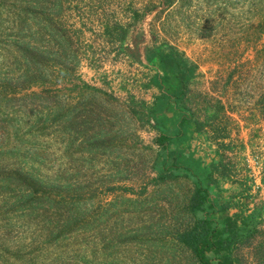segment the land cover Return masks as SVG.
<instances>
[{
    "label": "rangeland",
    "instance_id": "374dc122",
    "mask_svg": "<svg viewBox=\"0 0 264 264\" xmlns=\"http://www.w3.org/2000/svg\"><path fill=\"white\" fill-rule=\"evenodd\" d=\"M64 10L82 59L57 65L56 87L72 109L79 81L101 89L91 98L84 88L87 110L102 112L84 131L100 147L80 154L72 141L65 156L58 129L57 140L40 142L39 172L73 184L88 207L80 215L98 214L87 263L195 264L167 240L195 213L220 223L258 210L259 232L237 256L264 264V13L248 0H67ZM146 47L160 52L155 61ZM20 227L0 236L16 253L26 240Z\"/></svg>",
    "mask_w": 264,
    "mask_h": 264
},
{
    "label": "trees",
    "instance_id": "16d2710c",
    "mask_svg": "<svg viewBox=\"0 0 264 264\" xmlns=\"http://www.w3.org/2000/svg\"><path fill=\"white\" fill-rule=\"evenodd\" d=\"M65 1L0 0V236L8 238L19 233L13 231L18 225L26 232L18 253L0 241V264H88L87 233L100 234L94 227L98 214L94 218L80 215L88 207L72 193L73 184L57 186L51 175L39 172L45 155L40 151V142L48 137L57 140L58 129L65 156L72 141L80 154L100 147L93 142L96 146H91L84 131L88 123L97 126L102 118L101 111L87 110L84 88L90 90L91 98H97L101 89L79 81L76 96L80 101L72 109L69 96L60 94L56 87L57 65L72 69L82 59L80 46L75 45L74 36L64 26ZM162 1L169 6L175 0ZM248 4L251 11L264 13V0H248ZM119 30L125 33L123 26ZM125 43L128 50L130 46ZM153 49L145 48V58L150 62L160 54ZM136 51L140 53L139 48ZM180 57L169 55L179 66L182 61L187 63ZM71 61L75 65L71 66ZM161 68L166 70V65ZM74 127L80 129L78 137L70 136ZM95 136L96 140L102 139L98 133ZM260 211L264 212V205ZM258 212L243 216L245 222L238 220L237 214L220 223L195 213L188 228L167 240L195 264H242L237 251L259 232ZM18 218H22L21 223L16 221Z\"/></svg>",
    "mask_w": 264,
    "mask_h": 264
}]
</instances>
